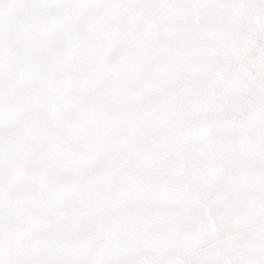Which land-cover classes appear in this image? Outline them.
<instances>
[{
  "label": "snow or ice",
  "instance_id": "6c2138e0",
  "mask_svg": "<svg viewBox=\"0 0 264 264\" xmlns=\"http://www.w3.org/2000/svg\"><path fill=\"white\" fill-rule=\"evenodd\" d=\"M0 264H264V0H0Z\"/></svg>",
  "mask_w": 264,
  "mask_h": 264
}]
</instances>
